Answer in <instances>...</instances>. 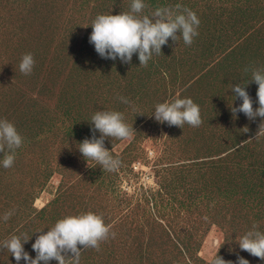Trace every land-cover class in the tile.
Masks as SVG:
<instances>
[{"label": "rangeland", "instance_id": "374dc122", "mask_svg": "<svg viewBox=\"0 0 264 264\" xmlns=\"http://www.w3.org/2000/svg\"><path fill=\"white\" fill-rule=\"evenodd\" d=\"M144 3L142 14L181 4L200 19L190 46L169 38L146 67L138 54L129 64L101 58L89 42L94 18L130 11L131 0H0V119L23 137L12 167L0 163V242L31 237L24 248L35 258L36 231L92 211L110 235L99 250L82 249L79 264H210L217 254L264 264L236 242L254 224L264 231L261 118H234L229 107L242 102L231 86L264 69V0ZM26 53L35 60L29 75L19 70ZM246 89L258 107V85ZM177 93L199 105V127L154 119L155 105ZM97 110L119 111L134 127L127 139L105 138L121 161L115 172L88 167L78 149ZM238 162L250 177L238 181L241 169L230 167ZM0 264L17 262L0 249Z\"/></svg>", "mask_w": 264, "mask_h": 264}, {"label": "clouds", "instance_id": "9594fccd", "mask_svg": "<svg viewBox=\"0 0 264 264\" xmlns=\"http://www.w3.org/2000/svg\"><path fill=\"white\" fill-rule=\"evenodd\" d=\"M147 7L144 0H131L130 11H122L119 14H98L91 22L92 32L89 42L94 45L97 54L104 59L119 60L129 64L133 55L138 54L141 66L146 67L153 54L159 55L162 47L169 42L179 41L182 36L186 45L193 43L200 19L192 9L176 4L175 7H157L150 15L142 14ZM179 32V35L177 34ZM35 60L31 53L21 57L19 70L25 75L32 73ZM248 71V69H246ZM254 81L258 85L257 103L253 107V98L246 86ZM235 100L242 102L239 106L229 105L233 117L237 113H243L250 121L261 118L255 138L264 136V69L252 68L251 79L247 83H237L231 88ZM121 102L129 103L124 97H119ZM234 100V101H235ZM154 119L168 126L183 128L187 123L192 127L202 124L200 108L192 98H181L177 93L171 100L157 103L152 113ZM91 138L85 137L79 143L78 149L87 160L88 167H95L91 161L102 167L103 171L115 172L119 169L121 161L114 158L105 147V138L127 139L132 135L133 126L124 121V116L119 111L97 110L91 117ZM249 129L246 128L245 132ZM100 136L97 138L96 133ZM23 137L15 125L8 119H0V153L3 159L0 161L4 168H10L14 164L15 150L20 148ZM13 212H5L3 220L7 221ZM36 231L39 233L32 249L36 256L33 258L25 251L24 244L29 237L13 234L0 242V249L7 250L14 256L17 264L23 260L25 264H49L57 261L58 264H79L82 249L95 248L99 250L100 242L109 238L111 225L105 224L102 215L92 211L80 214H69L58 219L54 225ZM116 233L111 232L115 238ZM239 249L248 252L251 256L264 261V231L258 230L253 225L244 235L236 239ZM210 264H250L243 256H237V261L225 260L220 255H215Z\"/></svg>", "mask_w": 264, "mask_h": 264}, {"label": "trees", "instance_id": "16d2710c", "mask_svg": "<svg viewBox=\"0 0 264 264\" xmlns=\"http://www.w3.org/2000/svg\"><path fill=\"white\" fill-rule=\"evenodd\" d=\"M157 4H158V2H157ZM231 166H235L234 168L236 169L237 172H238V169H241V172L238 174V177H237L238 181L241 180V179H245V178H248V177L251 176L250 174H247L245 172L249 167L245 168V166L243 164H241L240 162L236 163V165L235 164L231 165V163H230V167ZM253 167H255V166H253ZM234 188H237V192L238 193L241 191L240 188H238L237 186L234 187Z\"/></svg>", "mask_w": 264, "mask_h": 264}]
</instances>
